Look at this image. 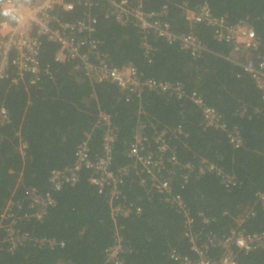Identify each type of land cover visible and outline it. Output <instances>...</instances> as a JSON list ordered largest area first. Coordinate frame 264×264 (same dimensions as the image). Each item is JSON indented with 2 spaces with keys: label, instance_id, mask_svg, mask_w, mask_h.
<instances>
[{
  "label": "trees",
  "instance_id": "16d2710c",
  "mask_svg": "<svg viewBox=\"0 0 264 264\" xmlns=\"http://www.w3.org/2000/svg\"><path fill=\"white\" fill-rule=\"evenodd\" d=\"M110 1L140 4L144 12H159L165 7L164 20L170 30L175 34L191 31L205 47L202 56L194 59L176 43L149 34L146 41L154 51L146 58L137 29L103 19L107 1H96L90 9L95 18L92 37L100 42V51L110 64H131L146 78L180 82L185 91L197 93L216 108L228 129L239 131L242 145L232 148L224 133L204 130L199 112L188 101L147 91L125 101L114 85L91 82L82 71L74 69V63L53 62L57 46L43 39L39 63L51 76L41 78L36 85H29L26 77L13 85L10 71L12 75L0 81V99L10 118L9 124L0 127V214L9 200L22 201L26 210L24 191L30 187L47 191L50 171L70 166L74 150L83 140H89L93 159L100 156L103 131L94 128V123L98 113L103 112L111 117L116 132L111 170L128 164L126 152L138 124L145 123L143 133L148 138L153 130L180 125L182 134L170 137L168 144L181 164L193 165L204 159L236 180L234 187L226 188L211 173L190 174L185 183L179 173L172 177L173 192L181 196L195 219L194 229H201L197 216L201 213L212 219L203 231L224 236L233 224L232 218L251 209L255 214L245 220L242 229L264 231V217L254 198L255 192L264 190L261 95L240 67V59L229 58V47L214 40L210 28L202 24L189 26L179 7L183 3L189 8L205 3L214 16L225 17L229 24L249 23L264 42V0ZM82 13L83 8L77 6L72 12L58 11L56 15L62 22H73ZM139 109L143 114L137 115ZM19 141L26 144L23 157L18 152ZM92 174L82 170L76 184L53 193L55 204L41 221L18 223L20 232L28 235L31 243L10 252V245L2 243L0 234V264H110L105 250L113 244L114 225L119 227L125 249L122 264H175L168 257L171 250L191 256L182 219L165 199L153 192L147 195L130 172L123 179L122 194L126 203L139 207L141 212L113 221L107 193L99 194L88 181ZM48 241L54 243L52 248ZM220 255L218 249L209 251L212 259ZM237 262L264 264V253L237 254Z\"/></svg>",
  "mask_w": 264,
  "mask_h": 264
},
{
  "label": "built area",
  "instance_id": "2783aa9c",
  "mask_svg": "<svg viewBox=\"0 0 264 264\" xmlns=\"http://www.w3.org/2000/svg\"><path fill=\"white\" fill-rule=\"evenodd\" d=\"M96 1L103 0H23V9L18 13L23 22L15 23L0 17V81L12 75L10 71L13 72L10 78L13 85L24 81L25 77L29 85H36L41 78L51 76L49 70L41 67L39 63L40 44L44 39L57 46L53 62L74 63V69L82 71L91 82L114 85L124 94L125 101L130 97H139L144 91L161 94L176 101H188L199 112L204 130L224 133L228 144L232 148H239L242 145L239 131L235 128L228 129L220 112L207 105L197 93L185 91L183 85L177 81L162 82L146 78L131 64L117 67L110 64L106 54L100 51V42L92 37L95 18L91 16L90 9L97 5ZM106 1L103 19L120 26H134L142 38L146 58L154 51L146 41L149 34L164 39L167 43H176L182 52L194 59L200 58L205 52L204 45L191 31L175 34L170 30L164 20L165 7L159 12H144L140 4L130 6L125 1ZM77 6L83 8L80 19L62 22L56 15L58 11L72 12ZM179 7L189 26L202 24L210 28L213 39L229 47V58L240 59V67L260 93L264 104V42H261L253 27L244 21L229 24L225 17L214 16L205 3L194 8H189L183 3ZM141 114L143 112L139 109L137 115ZM9 122V113L0 99V127ZM94 128L103 131L100 156L93 159L90 156L89 140H83L76 146L70 166L50 171L47 191L39 192L33 187L24 191V202L28 211L24 210L22 201L9 200L6 203L0 214V234L3 237L2 243L7 242L10 245V252L32 241L28 235L20 232L18 223L30 219L41 221L47 210L55 204L52 194L66 186H73L78 182L80 172L89 170L93 173L88 180L90 185L94 186L99 194L106 192L111 201L110 215L113 221L131 215L137 216L141 212L139 207L126 203L122 194L123 179L130 172L147 195L153 192L165 199L180 215L183 235L191 256L171 250L168 257L175 264H238L237 254L264 253V231L246 232L242 229L245 220L255 214L251 209L232 218L233 224L224 236L219 237L212 232L203 231V228L211 224L212 219L201 213L197 214L201 229H194L195 219L181 196L173 192L172 177L179 173V179L185 183L190 174L202 176L211 173L226 188L234 187L236 180L215 163L204 159L193 165L181 164L175 150L168 144L170 137L182 134L180 125L173 129L153 130L148 138L143 133L145 123L138 124L126 152L129 162L116 171L111 170L116 141L111 117L103 112L98 113ZM25 150L26 144L19 141L20 156H24ZM254 198L264 217V190L255 192ZM223 214L226 215L227 212ZM33 243L41 245L44 242ZM47 244L50 248L54 245L51 241ZM212 249L221 252L218 259L209 257V251ZM123 254L125 249L122 247L120 230L114 225L113 244L105 250L106 261L110 264H122Z\"/></svg>",
  "mask_w": 264,
  "mask_h": 264
},
{
  "label": "clouds",
  "instance_id": "9594fccd",
  "mask_svg": "<svg viewBox=\"0 0 264 264\" xmlns=\"http://www.w3.org/2000/svg\"><path fill=\"white\" fill-rule=\"evenodd\" d=\"M30 2V0H27ZM23 9V0H0V17L7 18L15 23L23 22L18 13Z\"/></svg>",
  "mask_w": 264,
  "mask_h": 264
},
{
  "label": "rangeland",
  "instance_id": "374dc122",
  "mask_svg": "<svg viewBox=\"0 0 264 264\" xmlns=\"http://www.w3.org/2000/svg\"><path fill=\"white\" fill-rule=\"evenodd\" d=\"M235 60L237 61L238 59L235 58Z\"/></svg>",
  "mask_w": 264,
  "mask_h": 264
}]
</instances>
